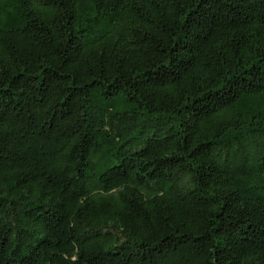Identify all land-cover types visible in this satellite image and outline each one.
<instances>
[{"label": "trees", "instance_id": "1", "mask_svg": "<svg viewBox=\"0 0 264 264\" xmlns=\"http://www.w3.org/2000/svg\"><path fill=\"white\" fill-rule=\"evenodd\" d=\"M0 264H264V0H0Z\"/></svg>", "mask_w": 264, "mask_h": 264}]
</instances>
